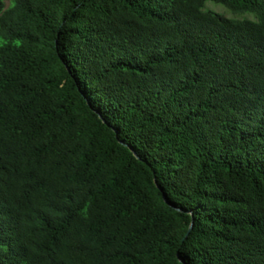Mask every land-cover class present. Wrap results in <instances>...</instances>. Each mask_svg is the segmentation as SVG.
Listing matches in <instances>:
<instances>
[{"label": "trees", "instance_id": "16d2710c", "mask_svg": "<svg viewBox=\"0 0 264 264\" xmlns=\"http://www.w3.org/2000/svg\"><path fill=\"white\" fill-rule=\"evenodd\" d=\"M0 264H264V0H0Z\"/></svg>", "mask_w": 264, "mask_h": 264}, {"label": "rangeland", "instance_id": "374dc122", "mask_svg": "<svg viewBox=\"0 0 264 264\" xmlns=\"http://www.w3.org/2000/svg\"><path fill=\"white\" fill-rule=\"evenodd\" d=\"M207 8L211 9V10H213L215 12L222 13V14H224L227 17H236V18H250V17H252L251 15H241V16L237 15V16H234L229 11L224 9L223 6H221V5H219V6L218 5H213L211 2L208 3Z\"/></svg>", "mask_w": 264, "mask_h": 264}, {"label": "water", "instance_id": "95a60500", "mask_svg": "<svg viewBox=\"0 0 264 264\" xmlns=\"http://www.w3.org/2000/svg\"><path fill=\"white\" fill-rule=\"evenodd\" d=\"M134 154L136 155L137 158H139L138 155L136 154V152H134ZM165 199H166L167 203H168L171 207H173V208L176 209L177 211H182V209H179V208L173 206V205L169 202V200H168V198L166 197V195H165Z\"/></svg>", "mask_w": 264, "mask_h": 264}]
</instances>
